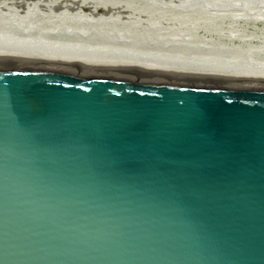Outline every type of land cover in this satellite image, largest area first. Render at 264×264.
Masks as SVG:
<instances>
[{
  "label": "water",
  "instance_id": "water-1",
  "mask_svg": "<svg viewBox=\"0 0 264 264\" xmlns=\"http://www.w3.org/2000/svg\"><path fill=\"white\" fill-rule=\"evenodd\" d=\"M0 264H264V0H0Z\"/></svg>",
  "mask_w": 264,
  "mask_h": 264
}]
</instances>
